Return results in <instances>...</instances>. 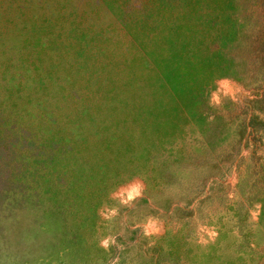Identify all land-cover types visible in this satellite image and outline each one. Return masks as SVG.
Here are the masks:
<instances>
[{
  "label": "rangeland",
  "instance_id": "374dc122",
  "mask_svg": "<svg viewBox=\"0 0 264 264\" xmlns=\"http://www.w3.org/2000/svg\"><path fill=\"white\" fill-rule=\"evenodd\" d=\"M0 264H264V0H0Z\"/></svg>",
  "mask_w": 264,
  "mask_h": 264
}]
</instances>
